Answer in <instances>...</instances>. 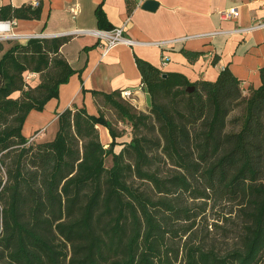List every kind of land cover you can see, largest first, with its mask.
<instances>
[{
	"label": "trees",
	"instance_id": "16d2710c",
	"mask_svg": "<svg viewBox=\"0 0 264 264\" xmlns=\"http://www.w3.org/2000/svg\"><path fill=\"white\" fill-rule=\"evenodd\" d=\"M41 15V6L0 5L4 22ZM96 15L99 30L115 28L101 6ZM71 40L30 39L5 52L0 43V264H264V67L260 87L244 91L228 68L191 82L136 58L149 112L121 91H94L97 116L74 106L59 114L54 140L29 143L27 117L75 73L61 52ZM26 72L40 83L29 86ZM118 123L130 126L129 143L117 142ZM99 126L113 140L107 148ZM198 201L240 221L235 248L208 249L193 232L176 249L175 226L199 216Z\"/></svg>",
	"mask_w": 264,
	"mask_h": 264
},
{
	"label": "crops",
	"instance_id": "0c3cea01",
	"mask_svg": "<svg viewBox=\"0 0 264 264\" xmlns=\"http://www.w3.org/2000/svg\"><path fill=\"white\" fill-rule=\"evenodd\" d=\"M32 1L0 0V5L20 7ZM37 1L41 3V19L17 21L15 33L47 38L72 36L61 52L75 73L60 86L58 98L51 99L43 111H32L27 117L22 133L33 143L52 141L59 130V114L69 108L84 107L97 116L94 91H132V105L147 112L151 97L142 85L136 58L164 73L183 74L191 82L216 81L228 68L242 82L244 91L261 85L264 26L252 27L264 23V0H151L159 5L155 11L143 8L149 0ZM129 1L133 4L131 13ZM100 6L112 27L123 26L129 20L125 35L137 45H117L104 56L98 38L74 34L77 30H98L96 13ZM75 7L77 16L73 18L70 10ZM231 9L237 10L235 18L225 19L220 14ZM28 27L31 30H26ZM38 84L36 81L34 86ZM98 128L102 144L109 147L113 140L108 129Z\"/></svg>",
	"mask_w": 264,
	"mask_h": 264
},
{
	"label": "rangeland",
	"instance_id": "374dc122",
	"mask_svg": "<svg viewBox=\"0 0 264 264\" xmlns=\"http://www.w3.org/2000/svg\"><path fill=\"white\" fill-rule=\"evenodd\" d=\"M26 30L31 29L29 28ZM28 41L29 40L25 38L22 40H8L1 42V44H3L5 52L14 44H26ZM2 55L3 53H0V58L2 57ZM24 79L25 82L31 87H34L36 81H39L40 83L38 74L32 72H26L24 74ZM149 111L150 109H148L147 112ZM116 127H118L120 130L125 131V136L119 139L120 143H129L132 139V130L130 126L127 124L118 123ZM122 148L123 147L121 146H119V148L116 147L115 151L119 153ZM112 164V157H107L106 167L110 168ZM166 169L167 168L164 167V170ZM194 208L195 213L199 214L198 217L189 222L181 221L175 226L174 232L177 233L175 235L174 245L176 249L183 250V243L188 237L192 235L193 232H196L195 238L197 239V241H202L208 249H215L222 254L237 246V244L239 243V237L241 236L242 227L240 225V221H238L235 216L229 218L228 221L224 220L223 218L225 217L224 213H226V210L223 209L225 208L223 206H217L214 208L211 202L205 204L204 202L198 201L197 205ZM185 226L193 227L192 231L187 235L184 234V230L186 229ZM181 256L182 251L180 258Z\"/></svg>",
	"mask_w": 264,
	"mask_h": 264
},
{
	"label": "built area",
	"instance_id": "2783aa9c",
	"mask_svg": "<svg viewBox=\"0 0 264 264\" xmlns=\"http://www.w3.org/2000/svg\"><path fill=\"white\" fill-rule=\"evenodd\" d=\"M33 8H38L41 6V3L37 0L32 1L30 4ZM71 13L73 18L77 16V9L71 8ZM220 14L225 19H232L235 18L238 13L236 9H231L227 11L220 12ZM129 21V20H128ZM127 21V22H128ZM127 22L120 27H116L111 31H104V30H77L74 34L77 35H92L100 42H102L103 46V55H107L114 47L117 45H127V46H135L138 43L133 39L127 37L126 33V24ZM17 26V21H0V43L8 40H22V39H37L43 37L42 35H19L15 33V28ZM264 26V23H258L252 27V29L261 28ZM121 97L132 103L135 101L134 95L132 91L125 90L122 91ZM29 143H33V141H29Z\"/></svg>",
	"mask_w": 264,
	"mask_h": 264
},
{
	"label": "water",
	"instance_id": "95a60500",
	"mask_svg": "<svg viewBox=\"0 0 264 264\" xmlns=\"http://www.w3.org/2000/svg\"><path fill=\"white\" fill-rule=\"evenodd\" d=\"M158 6L159 5H158L157 2L149 0V1H146L144 3L143 8L145 10H148V11H155L158 8ZM165 77H166V75H165ZM2 85H3V80H2V78L0 76V88L2 87ZM193 90H194L193 88L192 89H188V92H192Z\"/></svg>",
	"mask_w": 264,
	"mask_h": 264
}]
</instances>
